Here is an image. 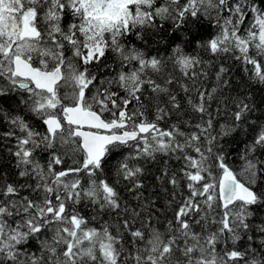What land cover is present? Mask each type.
<instances>
[{
	"label": "snow or ice",
	"instance_id": "snow-or-ice-1",
	"mask_svg": "<svg viewBox=\"0 0 264 264\" xmlns=\"http://www.w3.org/2000/svg\"><path fill=\"white\" fill-rule=\"evenodd\" d=\"M253 86L264 0H0V264H264Z\"/></svg>",
	"mask_w": 264,
	"mask_h": 264
},
{
	"label": "trees",
	"instance_id": "trees-1",
	"mask_svg": "<svg viewBox=\"0 0 264 264\" xmlns=\"http://www.w3.org/2000/svg\"><path fill=\"white\" fill-rule=\"evenodd\" d=\"M207 38H208V36L205 35V39H207ZM189 51L190 52L192 51L191 47L189 48ZM162 55H163V53H162ZM230 63H233L235 65L233 68V79H234V81L241 82V81L246 80V77L241 70V66H240L239 62L230 61ZM251 90L253 91L254 95L256 96V99L258 102L264 101V89H260L258 86H253ZM238 148H239L238 145L233 146V148H232L233 159L230 161V163H233V165L236 166L237 168L239 167V164H240ZM68 163L70 164L71 162L69 161ZM0 167L8 168L9 167L8 162L6 160L0 161Z\"/></svg>",
	"mask_w": 264,
	"mask_h": 264
}]
</instances>
